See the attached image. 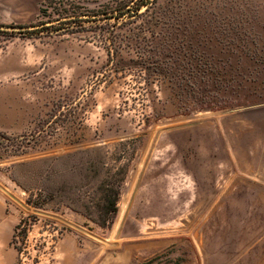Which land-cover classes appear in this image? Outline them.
<instances>
[{"label": "rangeland", "instance_id": "1", "mask_svg": "<svg viewBox=\"0 0 264 264\" xmlns=\"http://www.w3.org/2000/svg\"><path fill=\"white\" fill-rule=\"evenodd\" d=\"M115 1L0 0V137L28 143L15 154L0 138V199L10 228L33 223L17 241L22 264H264V0H159L70 24L75 33L56 21ZM176 12L189 21L163 45L165 62L235 75L214 109L151 73L145 26L168 32ZM84 150L127 171L109 228L30 207L12 181L17 163ZM0 264H17L10 242Z\"/></svg>", "mask_w": 264, "mask_h": 264}, {"label": "trees", "instance_id": "2", "mask_svg": "<svg viewBox=\"0 0 264 264\" xmlns=\"http://www.w3.org/2000/svg\"><path fill=\"white\" fill-rule=\"evenodd\" d=\"M158 1L116 0L110 6L102 5L97 10H87L84 13H76L72 7L73 10L68 15L66 13L56 21L59 22V26L65 25L64 31L67 33H75V29L70 28V24L78 22L81 25L85 19L98 16L118 20L130 13L142 15ZM40 12L42 13L43 9ZM173 20L176 24L170 25L168 32H163L164 25L158 30H154L157 28L155 24L145 26L147 29H152L151 39L145 44L153 51L151 54L153 61L149 64L151 73L157 77L158 81L168 83L175 96L179 98L190 96L195 107L214 109L217 103L214 98L228 91V86L234 87L235 75L230 81L224 82L218 76L219 65L216 62H190L191 67L188 70L185 69L184 62H165L163 45L176 42V38L184 34L183 28L187 21L184 17L181 18L178 12L174 14ZM137 41L139 39L132 46L139 51L140 43ZM113 51L118 53L116 49ZM109 53L108 50L107 54ZM139 64L141 63L136 62V65ZM0 138L8 143L7 146L15 154L25 153L28 149V143L24 144V139L21 141L19 138L2 136ZM91 152L84 150L63 156L17 163L12 167V181L28 195L26 204L30 207L54 211L64 207L83 215L102 229L109 228L118 212L117 203L127 171L123 166L108 165L100 154L95 158H87L85 161L84 155L88 156ZM76 156L79 157L75 158ZM111 161L114 160L111 159ZM32 165L38 166L30 173L33 174L34 179L27 184L21 182L17 172ZM32 226L33 223L29 217L21 218L14 226L10 246L17 253V264H22V248L17 241L19 238L25 240Z\"/></svg>", "mask_w": 264, "mask_h": 264}, {"label": "crops", "instance_id": "3", "mask_svg": "<svg viewBox=\"0 0 264 264\" xmlns=\"http://www.w3.org/2000/svg\"><path fill=\"white\" fill-rule=\"evenodd\" d=\"M4 207V201L0 199V250L8 248L14 226L16 225L12 224L10 228L9 220L6 218Z\"/></svg>", "mask_w": 264, "mask_h": 264}]
</instances>
